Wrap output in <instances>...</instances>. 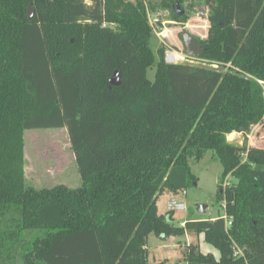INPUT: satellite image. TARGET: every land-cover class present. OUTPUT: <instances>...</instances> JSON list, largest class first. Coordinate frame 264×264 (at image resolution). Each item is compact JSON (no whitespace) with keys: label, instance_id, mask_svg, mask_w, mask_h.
Returning <instances> with one entry per match:
<instances>
[{"label":"trees","instance_id":"trees-1","mask_svg":"<svg viewBox=\"0 0 264 264\" xmlns=\"http://www.w3.org/2000/svg\"><path fill=\"white\" fill-rule=\"evenodd\" d=\"M185 1L207 8L200 57L223 71L152 51L146 9L183 23ZM263 121L264 0H0V264H149L150 233L186 230L219 257L190 244L184 264H264V148L245 144ZM49 129L67 131L75 188L26 183L24 132ZM207 151L224 215L174 227L157 198Z\"/></svg>","mask_w":264,"mask_h":264},{"label":"rangeland","instance_id":"rangeland-1","mask_svg":"<svg viewBox=\"0 0 264 264\" xmlns=\"http://www.w3.org/2000/svg\"><path fill=\"white\" fill-rule=\"evenodd\" d=\"M190 7V1H185L177 7V12H182L187 19L183 23L174 21L166 9L156 8L151 17H157L163 28L166 29L165 37L156 35L151 37L150 47L154 53L163 45L165 49L180 53L183 51L180 40L184 33L190 34L194 39L203 41L207 36L208 10L203 3H194ZM176 12V13H177ZM184 53V52H183ZM194 67L223 71L219 64H212L201 57L185 58L182 62ZM155 68L151 67L146 72L148 80L153 81ZM227 141L235 145L244 143L242 137L236 133L227 136ZM246 146L264 148V121L255 126L246 138ZM25 152V180L27 185L35 188H50L63 184L71 188L78 185L79 176L74 162V156L70 150L66 129L31 130L24 132ZM190 172L195 176L194 183H190L185 189V194H170L163 191L157 198V210L165 215L167 221L174 227L181 226L187 220H204L218 218L224 215L223 203L217 199V186L222 175V165L207 151L199 161L189 160ZM231 177H226L221 184L233 183ZM181 198L185 210L174 211L168 217L167 202L172 198ZM207 207L205 213H199L198 208ZM197 246L203 254H215L218 251L206 243L201 233L185 231L182 235H168L165 237L150 233L146 239L147 258L150 264H184L183 252L188 245ZM15 264H21L17 258ZM9 264V263H6Z\"/></svg>","mask_w":264,"mask_h":264},{"label":"built area","instance_id":"built-area-1","mask_svg":"<svg viewBox=\"0 0 264 264\" xmlns=\"http://www.w3.org/2000/svg\"><path fill=\"white\" fill-rule=\"evenodd\" d=\"M146 15L148 24L151 27L153 34L159 38H166L164 35L166 32V29L163 28L164 24L161 23L157 17H151V13L148 9H146ZM188 57L189 56L184 54L183 51H180V53H178L177 51L174 52V50L165 49L164 59L168 64H177L178 62H182L183 60H185V58ZM227 184L229 183L226 182L224 186H226ZM184 194L185 192H182V195ZM167 210L168 212L183 211L185 210V205L181 198H172L167 202Z\"/></svg>","mask_w":264,"mask_h":264},{"label":"water","instance_id":"water-1","mask_svg":"<svg viewBox=\"0 0 264 264\" xmlns=\"http://www.w3.org/2000/svg\"><path fill=\"white\" fill-rule=\"evenodd\" d=\"M182 12H177L176 15H181ZM33 16V9L28 8L27 10V18L31 19ZM182 42H183V52L189 57L197 58L202 55V48L200 45L196 44L194 38L188 34L184 33L182 36ZM120 83V75L118 71H114L111 79H110V85L111 86H118ZM207 210V207L201 206L198 208L199 213H205Z\"/></svg>","mask_w":264,"mask_h":264},{"label":"crops","instance_id":"crops-1","mask_svg":"<svg viewBox=\"0 0 264 264\" xmlns=\"http://www.w3.org/2000/svg\"><path fill=\"white\" fill-rule=\"evenodd\" d=\"M79 184H80V180H79L78 183H76L75 185H79ZM212 219H214V218H212ZM180 225L183 226L184 223H181ZM213 256H214L216 259H218L219 254H218V256H216L215 254H213ZM149 264H150V263H149Z\"/></svg>","mask_w":264,"mask_h":264},{"label":"flooded vegetation","instance_id":"flooded-vegetation-1","mask_svg":"<svg viewBox=\"0 0 264 264\" xmlns=\"http://www.w3.org/2000/svg\"><path fill=\"white\" fill-rule=\"evenodd\" d=\"M183 36V35H182ZM195 40V42H196V44H198V45H200V43L198 42V40L197 39H194ZM180 43H181V46L183 47V42H182V38H181V40H180ZM201 46V45H200ZM184 49V48H183Z\"/></svg>","mask_w":264,"mask_h":264}]
</instances>
